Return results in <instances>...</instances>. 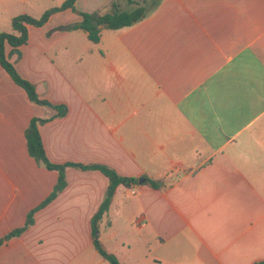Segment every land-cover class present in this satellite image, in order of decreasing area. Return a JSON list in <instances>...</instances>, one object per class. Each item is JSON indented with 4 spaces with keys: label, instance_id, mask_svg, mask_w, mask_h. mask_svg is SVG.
<instances>
[{
    "label": "crops",
    "instance_id": "1",
    "mask_svg": "<svg viewBox=\"0 0 264 264\" xmlns=\"http://www.w3.org/2000/svg\"><path fill=\"white\" fill-rule=\"evenodd\" d=\"M63 1L0 0V31L15 33L12 17ZM110 1L75 0V11L28 24L17 51L4 45L37 96L66 112L30 101L0 64V239L57 182L27 150L36 117L46 119L38 132L50 162L144 179L118 184L98 222L120 264L264 260V0H161L131 26L101 27L93 42L75 27L78 11L104 13ZM64 178L33 223L0 244V264H109L91 235L107 176L67 166Z\"/></svg>",
    "mask_w": 264,
    "mask_h": 264
},
{
    "label": "trees",
    "instance_id": "2",
    "mask_svg": "<svg viewBox=\"0 0 264 264\" xmlns=\"http://www.w3.org/2000/svg\"><path fill=\"white\" fill-rule=\"evenodd\" d=\"M135 4V6L129 10H119L116 5V0H111V8L109 11L101 13L99 11L84 12L78 11L81 16V21L75 26L80 28L87 33L89 40L93 42H98L100 39L101 27L107 29H119L126 26H131L144 17L148 16L157 7L161 0H151V6L146 8L139 1L128 0ZM75 0H64L59 6L51 7L46 9L39 17H32L28 14H18L11 18L10 25L14 32H4L0 31V64L4 70L8 73L11 79L23 88L27 94L30 101L41 105H47L56 110V115H64L66 112V107L64 105H53L45 99H40L36 92L34 85L22 78L13 65L7 60L4 53L5 43L12 47V51H17L18 46L24 44L27 41V25L41 26L43 25L49 16L57 11L70 8L75 11L74 8ZM46 119H40L33 117L27 128L25 129V139L26 146L30 156H32L38 163L43 164L47 169H54L58 172L57 182L51 191L50 195L43 200L37 207L31 209L26 216L25 223L22 227L9 231L0 239V244L5 243L12 236L19 235L22 233L29 225L33 223V214L36 210L42 208L47 203H49L59 191L65 186L64 170L67 166H76L82 169H97L104 173L109 184L104 195V199L100 204L98 210L94 213L91 218V235L93 246L96 251L109 262V264H120L116 256L104 249L101 242L98 239V222L102 214L108 209L111 202L112 196L115 192V188L118 184H123L129 186L132 183H139V178L134 177H122L119 176L111 168L101 165V164H77V163H64V164H54L50 162L43 149L41 138L38 132V124L44 122ZM145 184L152 188H160L162 186V179H150L145 178ZM254 264H264V260L256 261Z\"/></svg>",
    "mask_w": 264,
    "mask_h": 264
},
{
    "label": "rangeland",
    "instance_id": "3",
    "mask_svg": "<svg viewBox=\"0 0 264 264\" xmlns=\"http://www.w3.org/2000/svg\"><path fill=\"white\" fill-rule=\"evenodd\" d=\"M141 4L144 5L146 8H149L151 6V0H141Z\"/></svg>",
    "mask_w": 264,
    "mask_h": 264
},
{
    "label": "water",
    "instance_id": "4",
    "mask_svg": "<svg viewBox=\"0 0 264 264\" xmlns=\"http://www.w3.org/2000/svg\"><path fill=\"white\" fill-rule=\"evenodd\" d=\"M63 28H66V27H63ZM143 181H144L143 178H140V179H139V182H140V183H142Z\"/></svg>",
    "mask_w": 264,
    "mask_h": 264
}]
</instances>
